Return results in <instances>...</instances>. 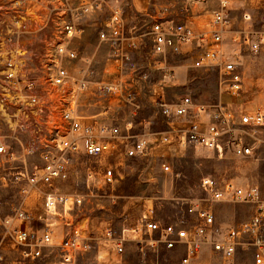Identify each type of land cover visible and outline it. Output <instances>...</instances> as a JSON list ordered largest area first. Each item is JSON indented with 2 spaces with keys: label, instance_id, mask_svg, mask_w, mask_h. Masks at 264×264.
Instances as JSON below:
<instances>
[{
  "label": "built area",
  "instance_id": "2783aa9c",
  "mask_svg": "<svg viewBox=\"0 0 264 264\" xmlns=\"http://www.w3.org/2000/svg\"><path fill=\"white\" fill-rule=\"evenodd\" d=\"M48 1L0 0V168L15 159L10 146L3 141L6 136L1 135L6 129L20 145L24 156H35L39 162L30 172L22 170L13 176L26 180L33 188H46L41 213L20 207L14 209L12 217L0 218L3 239L8 237L18 254L15 261L8 262L6 248L0 241V264H99L102 254L122 257L129 234L141 244V253H144V242L153 249L163 247L167 251L182 246L185 250L182 264L196 260L206 245L219 259L217 264H236L240 252L251 253L254 264H264V197L257 186H239L209 177L200 181L199 189L210 204L253 208L248 220L226 231L217 225L212 210L202 204L204 199L199 198L185 203L186 218H176L170 223L155 219V208L148 204L135 228L118 232L108 226L89 231L79 226L77 214L85 203L84 197L68 195L58 187L69 179L76 158L145 159L159 149L181 146H197L221 157L226 150L238 157H249L255 147L243 134L247 131L248 137L254 138V132L264 130V112L248 111L221 101L211 106L198 105L188 95L176 103H167L159 95L156 108L169 129L155 135L137 136L123 134L124 130L132 128L131 124L123 128L109 122L106 108L97 116L83 114L80 103L91 81L86 70L79 69L75 73L70 69L80 58L73 42L82 29L75 19L98 14L104 1L79 0L78 4H70L68 0ZM210 1L183 0L175 15L172 9L176 6L162 5L148 28L151 54L166 59L170 55H181L186 46L192 47L196 55L193 67L217 69L223 93L238 100L243 95L241 64L237 53L231 56L225 50V38L232 23L231 1L214 0L219 8L211 12L204 10L210 16L207 30L197 31L191 20L194 12ZM106 5L110 12L102 22L100 41L117 52L125 42L130 48H138L137 37L126 36L122 1L113 0ZM37 18L43 19V28L52 23L53 34L46 39L40 69L35 72L31 68L32 56L20 46V36L30 32ZM243 19L250 21L251 16L244 14ZM251 36L248 31L236 32L232 37L233 47H247L254 54L260 53L264 33L257 34L255 40ZM147 76H136L135 80L145 81ZM173 79V72L165 71L164 82ZM47 85L50 87L45 88ZM123 92L119 86L109 83H101L96 89L100 102L120 97L135 105L133 100L138 92L128 91L126 95ZM29 132H32L31 139L23 145L20 136ZM162 169L168 172L170 168L163 164ZM92 174L89 171L87 178H92ZM102 181L105 185L114 183L112 166L105 168ZM60 224L62 230L58 231ZM34 225H40V229L35 230Z\"/></svg>",
  "mask_w": 264,
  "mask_h": 264
},
{
  "label": "rangeland",
  "instance_id": "374dc122",
  "mask_svg": "<svg viewBox=\"0 0 264 264\" xmlns=\"http://www.w3.org/2000/svg\"><path fill=\"white\" fill-rule=\"evenodd\" d=\"M68 1L70 4L79 3V0ZM103 1L104 5L98 14L75 19L77 26L82 29L80 36L73 42L80 58L70 69L75 73L79 69L86 70L91 81L89 91L82 96L80 103L83 114L88 115L87 101L94 102L96 108L111 106L108 117L131 124L132 128L124 130L123 134L137 136L155 135L169 129L156 108L155 102L159 95L167 103H176L188 95L198 105L211 106L221 101L242 106L249 111L264 112V47L260 53L254 54L247 47L235 49L231 35L225 38V50L231 56L237 53L243 76V95L241 99L235 100L223 93L219 71L215 68H194V56L191 53L170 55L166 60L151 54V42L147 33L152 17L166 4L176 6L172 10L174 15L178 14V4L183 0H121L126 36L137 37L139 47L130 48L125 42L118 52L99 39L102 22L110 12L106 3L113 0ZM230 1L231 32H251L252 40L257 39V34L264 33V0ZM35 5L33 7L37 9ZM204 7V10L211 12L218 9L219 4L212 0L201 7L198 12L201 18H196L193 23L197 31L208 29L210 16L205 14L202 9ZM244 14L250 15L251 20L245 21ZM42 22L43 19L37 18L30 32L20 36V46L32 56L34 63L31 68L35 72L40 69L46 39L53 34V24L49 23L47 28H43ZM158 61L163 64H158ZM165 62L171 69L166 67ZM180 69L182 74L178 71ZM167 70L174 74L171 82H164ZM143 74L148 75L145 81L135 80L136 76ZM101 83L119 86L124 91L123 95L128 91H137L133 100L135 105L120 97L102 99L100 102L96 89ZM48 87L50 86L45 88ZM207 122L208 119H205L204 123ZM252 133L251 131L250 134ZM2 134L6 136L3 141L10 146L15 159L7 161L4 168H0V218L12 217L14 209L20 207L39 214L42 212L43 191L46 188H33L26 180L13 176L22 170L30 172L32 166L39 163L38 159L35 156H24L22 148L6 129ZM30 135L32 136V132L20 136L23 145L30 141ZM243 135L255 147L252 156L238 157L226 150L221 157L216 152L197 146L159 149L145 159L118 156L97 160L81 156L73 161L69 179L59 183L58 187L68 195L80 194L84 197L85 203L78 210L77 219L79 226L89 231L91 228L102 230L108 226L118 232L124 228H135L148 204H153L155 208V219L163 224L170 223L176 218H186L185 203L195 198L204 199L202 204L212 210L221 227L229 229L248 220L253 214V208L248 205L210 204L200 191L199 183L203 178L209 177L239 186H257L264 197V130L254 132V138L248 137L247 131ZM163 164L169 166L168 172L163 171ZM108 166L113 167L115 174V181L111 185H105L102 181V174ZM89 171L93 173L90 179L87 178ZM34 229L39 230L40 225H34ZM57 229L62 230L61 224ZM127 236L130 239L126 242L124 255L111 257L102 254L99 264H182L185 255L182 246L167 251L163 247L153 249L144 242V253H141V244L133 240V235ZM3 238L0 227V241H3L6 248V259L13 262L18 254L12 249L11 240ZM251 257V253H240L236 264H251Z\"/></svg>",
  "mask_w": 264,
  "mask_h": 264
},
{
  "label": "crops",
  "instance_id": "0c3cea01",
  "mask_svg": "<svg viewBox=\"0 0 264 264\" xmlns=\"http://www.w3.org/2000/svg\"><path fill=\"white\" fill-rule=\"evenodd\" d=\"M218 3V2H217ZM203 10L204 9H206V7H204V8H202ZM200 10L201 9H198V10H196V12H194V15H193V18H191V20H192V22L194 23L195 22V19L196 18H201L200 16H201V14H199L198 12H200ZM198 14V15H197ZM194 20V21H193ZM236 32H229L227 35H226V38H228V36L229 35H231V37H233V35L235 34ZM188 53H191L194 57L193 58H195L196 57V55H195V51L193 50V48L192 47H189V46H186V47H184L183 48V50H182V53H181V55H185V54H188ZM167 59V58H166ZM165 59V60H166ZM166 63V62H165ZM168 66V67H167ZM166 67L168 68V69H171L170 68V65H168L167 63H166ZM182 69H180V70H178V71H180L179 73L180 74H182L181 71ZM174 80V79H173ZM109 104H111V103H109ZM86 108H87V110H86V113L88 114V115H91V116H97V115H99L101 112H102V110H104L105 108L106 109H108V111L109 112H111V110H110V107L111 106H108V107H104V106H102V108H96L94 105V102H91V101H87V103H86ZM104 105V104H103ZM249 111V110H248ZM109 112H108V115H109ZM108 118V120H109V122H111V123H113V124H116V125H120V126H122L123 128L125 127V121L124 120H121V119H118V118H113V117H111V116H109V117H107ZM216 221H217V219H216ZM217 225L222 229V230H224V231H226L227 229H224L223 227H221V225L217 222ZM240 253H243V252H240ZM239 253V254H240ZM238 254V255H239ZM252 258V257H251ZM238 259V258H237ZM219 262V259L216 257V256H214V254L212 253V249H211V247L210 246H208V245H206V246H204L203 247V249H202V251H201V254H200V256L196 259V260H194V261H192L190 264H217ZM251 264H254V262H253V258H252V263Z\"/></svg>",
  "mask_w": 264,
  "mask_h": 264
}]
</instances>
